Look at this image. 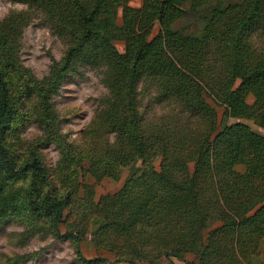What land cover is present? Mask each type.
Here are the masks:
<instances>
[{
  "label": "trees",
  "instance_id": "1",
  "mask_svg": "<svg viewBox=\"0 0 264 264\" xmlns=\"http://www.w3.org/2000/svg\"><path fill=\"white\" fill-rule=\"evenodd\" d=\"M10 1L27 9L0 20V223L8 208L13 214L23 209L57 231L71 193L58 192L36 151L19 163L6 138L16 131L17 109L28 102L29 116L59 148L56 178L69 183L81 147L57 136L51 96L71 70L87 65L102 69L108 89L83 133L89 170L98 179L117 178L142 161L137 176L95 204L102 216L92 239L130 264L160 256L191 264L188 253L195 264H264V134L240 121L221 127L206 98L224 104L228 116L264 128V45L255 41L264 42V0H142L137 7L128 0ZM30 10L67 45L39 79L18 55ZM192 13L199 15L198 30L176 27ZM155 22L159 29L151 37ZM117 39L124 41L123 52ZM139 81L166 105L154 120L138 107ZM152 148L160 156L158 169ZM28 176L32 182L20 193L8 188ZM74 246L81 262L104 261L82 255L78 234Z\"/></svg>",
  "mask_w": 264,
  "mask_h": 264
},
{
  "label": "rangeland",
  "instance_id": "2",
  "mask_svg": "<svg viewBox=\"0 0 264 264\" xmlns=\"http://www.w3.org/2000/svg\"><path fill=\"white\" fill-rule=\"evenodd\" d=\"M132 6H140L142 0H128ZM27 6L10 0H0V20L12 11L26 10ZM120 9V8H119ZM28 24L23 28L19 38L18 55L21 64L31 71L38 79L47 75L53 64L64 55L67 48L63 38L53 34L43 20L40 12L29 11ZM199 15L188 14L177 21L176 27L185 31L198 30ZM117 23H121V12L117 15ZM159 24L154 23L150 36L156 35ZM258 44L264 45L261 38L255 37ZM116 48L123 52V40H114ZM25 77L29 75L25 74ZM139 94V109L145 119L154 120L164 112L166 105L158 102L155 89H145L142 81L137 85ZM108 93L103 82L101 68L79 65L76 70H71L61 81L58 90L51 96L52 109L58 115L57 136L65 138L66 143L81 147L78 149L82 160L74 167L73 179L62 185L56 178L55 170L58 167L60 153L57 144L48 140L45 130L40 126L35 116H29L30 104H21L17 109L13 125L16 128L7 136V148L12 156L17 157L19 163L32 156L36 151L43 159L48 169L52 184L57 186L59 193H71V202L64 209V217L58 224L57 231L48 225L44 218L32 221L27 210L19 209L13 214L8 208V218L0 223V264H86L81 262L76 254L74 238L78 234V243L82 255L87 258H103L98 264H130L119 261V256L114 250L97 244L91 237L92 229L97 219L102 216L95 210V204L101 196L113 194L120 190L125 182L130 181L142 170V161L124 168L117 178L103 176L98 179L89 170V161L84 156L83 133L89 128L90 123L102 108L101 101ZM206 98L218 111L221 127L236 122L247 124L251 130L264 134V128L251 119L230 117L224 113L225 105L212 96ZM247 101L251 103L253 96L248 95ZM28 107V108H27ZM55 131V129H53ZM63 138V139H64ZM154 166L158 169L160 156L156 149L150 150ZM237 168L241 169V166ZM32 181L30 177L20 178L9 184L11 191L19 192L20 188L27 187ZM97 214V218H96ZM7 217V214L3 215ZM81 221V222H79ZM57 232V233H56ZM76 233V234H75ZM264 252V241H263ZM186 261L195 264V255L188 253ZM136 264H186L175 257L148 258L137 260Z\"/></svg>",
  "mask_w": 264,
  "mask_h": 264
}]
</instances>
